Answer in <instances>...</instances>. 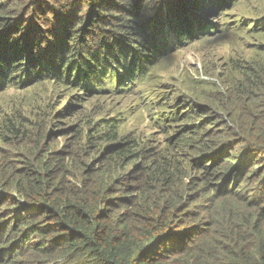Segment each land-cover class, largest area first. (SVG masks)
Returning a JSON list of instances; mask_svg holds the SVG:
<instances>
[{"label": "trees", "instance_id": "obj_1", "mask_svg": "<svg viewBox=\"0 0 264 264\" xmlns=\"http://www.w3.org/2000/svg\"><path fill=\"white\" fill-rule=\"evenodd\" d=\"M48 1L0 0V90L48 79L67 96L35 122L23 104L0 118V264H264V16L244 22L242 0H184L191 17L183 0H82L68 14L69 0ZM214 15L252 50L225 59L226 88L154 77ZM137 89L149 124L123 128L127 109L80 119L75 145L52 148L74 102Z\"/></svg>", "mask_w": 264, "mask_h": 264}, {"label": "rangeland", "instance_id": "obj_2", "mask_svg": "<svg viewBox=\"0 0 264 264\" xmlns=\"http://www.w3.org/2000/svg\"><path fill=\"white\" fill-rule=\"evenodd\" d=\"M3 1L4 0H1V2ZM75 1L85 5L82 0H69L64 11L62 6H60L61 4L56 7L61 8L65 14H68V12H76L78 7H76ZM47 2L49 1L47 0ZM180 5L182 12H184L187 17H191V13L187 9L188 6L186 1L183 0V3ZM51 7L55 9L54 6L51 5ZM235 7L240 9L239 13L244 22H246L249 17L264 16V0H242V2H239ZM236 13V11L230 12L228 19H234ZM94 15L93 13L92 19H98ZM192 15L195 16V12L192 13ZM29 16L30 17H27L29 21L27 22L26 30L32 29L37 22V15L30 13ZM19 18L25 17L21 16ZM211 21L216 23V27L210 32L207 38L194 40L192 42L185 41L180 46L183 48L174 51L171 56L166 57L156 68L152 69V73L155 74L154 77L163 75L162 78H164L167 83L183 91H190V88L204 90L205 86L201 82V79L216 80L220 83L221 89L224 90L228 85L226 76H223L224 73L236 70L234 67L228 70L225 66L226 61L229 58L234 59L240 54H251L252 50L247 48V43L245 44V42L243 43L238 39L240 34L237 36L235 32H228L218 35L220 28L226 24V21L218 15L212 16ZM76 22L77 20L72 21L71 25L74 26ZM85 22H79L76 25L81 28L84 26ZM20 23L21 21L16 22L7 28L5 30V35H14L20 31ZM176 40L179 44L180 41L178 39ZM17 45H19V49H21L25 47L26 44L24 46H22V44ZM33 78L34 76L30 79ZM43 81L44 82L29 85L25 88L12 86L8 89L0 90V118L4 113L10 114L14 112L20 104H23L24 109L32 116L34 122L40 120L42 116H44L37 111L36 106L38 104H50L51 109L56 108L59 111L63 110L67 105V96L64 90L59 88L60 91L57 94L53 87L55 83L48 79ZM140 92L141 90L137 89L131 91V95L124 93L116 98H108L103 95L97 97L88 96L82 101L74 102L73 107L65 112L69 114H65L58 118L57 121L53 122L57 127L53 131V136L51 135L49 137L55 143L52 148L57 147L58 144L61 143L73 147L77 136L84 132L82 129L84 121L92 118H105L107 114H112V116L117 117V114L124 109H127L128 112H124L126 115L118 119L120 121L119 124L123 125V128H131L134 125L142 127L147 123L149 124L151 119H149L147 112H144L140 106H136ZM196 98L199 99L197 95ZM95 103L98 104V107L95 109V112L92 113L91 110ZM130 105H132V109H130ZM80 119H82L83 122ZM5 148L10 149L12 147L8 143L5 145Z\"/></svg>", "mask_w": 264, "mask_h": 264}]
</instances>
